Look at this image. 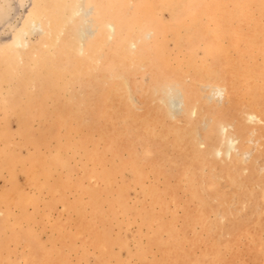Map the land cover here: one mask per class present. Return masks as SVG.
<instances>
[{
	"label": "rangeland",
	"instance_id": "374dc122",
	"mask_svg": "<svg viewBox=\"0 0 264 264\" xmlns=\"http://www.w3.org/2000/svg\"><path fill=\"white\" fill-rule=\"evenodd\" d=\"M172 1L0 0V264H264V0Z\"/></svg>",
	"mask_w": 264,
	"mask_h": 264
},
{
	"label": "bare ground",
	"instance_id": "6f19581e",
	"mask_svg": "<svg viewBox=\"0 0 264 264\" xmlns=\"http://www.w3.org/2000/svg\"><path fill=\"white\" fill-rule=\"evenodd\" d=\"M77 1H78V0H77ZM120 1H124V0H120ZM143 1H144V2H146V1H149V2H150V0H143ZM173 1H174V0H173ZM173 1H172V2H173ZM149 2H148L147 4H149ZM168 2H169V1H168ZM172 2H171V3H172ZM175 2H177V1H175ZM178 2H179V1H178ZM68 3H69V2H68ZM179 3H180V2H179ZM179 3H178V4L176 3V4L180 6ZM72 4H73V3H72ZM83 4H84V3H83ZM174 4H175V3H174ZM174 4H173V6H174ZM41 5H42V4H41ZM44 5H45V4H44ZM78 6H79V5H78ZM142 7H143V8H142ZM42 8H44V7H38V8L35 9L34 12L30 15V16H31L30 19L27 20V21H29L27 30L30 28V30L32 29V31H33V30H35V28H36V29L39 31L38 27H40V25L38 24V19H40L41 16L43 17V15L45 16L44 13L47 11V10H44L45 8H44V9H42ZM82 8H83V7H82ZM80 9H81V7H80L78 10H77V9H76V10L79 11ZM136 9H137V11H138V14H139V13L142 14L143 12H146V11L148 12L149 7L146 6V5H144L143 3H142V5H141V4H140V0H139L138 4H137V6H136ZM50 10H51V9H50ZM66 10H67V9H66ZM44 11H45V12H44ZM43 12H44V13H43ZM74 12H76V11H74ZM79 12H80V11H79ZM61 13H62V12H61ZM77 14H78V13H77ZM46 15H47V14H46ZM173 15H174V14H173ZM47 16H48V15H47ZM50 16H51V15H50ZM75 16H76V15H75ZM83 16H84V14H83ZM46 18H47V17H46ZM173 18H174V17H173ZM173 18H172V19H173ZM41 19H42V18H41ZM50 19H51V18H50ZM52 20H53V22H52V26L54 25L55 29H57V27H56V26H57V24H56V23H57V15H56V16H53V19H52ZM36 21H37V22H36ZM35 22H36L37 24H36ZM26 23H27V22H26ZM142 24H143V23H142ZM142 24H141V25H142ZM59 25H60V23H59ZM54 27H53V28H54ZM53 28H52V29H53ZM110 28H111V27H110ZM55 29H53V30H55ZM20 30H21V29H20ZM27 30H25V31H27ZM110 30H111V29H110ZM136 30H137V29H136ZM22 31H24L23 28H22ZM90 31H91V30H90ZM215 31H216V30H215ZM218 31H219V30H218ZM218 31H216V32H218ZM27 32H28V31H27ZM30 32H31V31H30ZM81 32H82V31H81ZM237 32H238V31H237ZM32 33H33V32H32ZM213 33H214V31H213ZM21 34H22V33H21ZM26 34H27V33H26ZM26 34H25V32H24V35H26ZM29 34H31V33H29ZM21 36H22V35H21ZM26 36H27V35H26ZM80 36H81V34H80ZM16 37H17V36H16ZM23 37H24V36H23ZM54 37H55V36L52 35L51 38H50V41H49L48 43L51 44V41L54 40ZM17 38H18V37H17ZM107 38H108V37H107ZM23 39H25V37H24ZM82 39H83V37L81 38V40H82ZM21 40H22V39H21ZM23 41H24V40H23ZM82 41H83V40H82ZM17 42H18V41H17ZM95 42H96V41H95ZM103 42H104V41H103ZM127 42H129V41H127ZM18 43H19V42H18ZM98 43H99V42H98ZM98 43H97V44H98ZM80 44H81V43H80ZM100 45H102V44H100ZM129 45H130V44H129ZM79 46H80V45H79ZM92 47H96V45H91L90 48H92ZM100 48H102V46H101ZM7 49H8V48H7ZM81 49H82V48H80V50H81ZM93 49L95 50V48H93ZM97 49H99V47H98ZM97 49H96V50H97ZM123 50H124V49H123ZM98 51H99V50H98ZM236 52H237V51H236ZM95 53H97V52H95ZM204 53H205V52H204ZM0 54H1V53H0ZM39 56H41V55H39ZM89 56H90V55H88V57H89ZM93 56H94V54H93ZM9 57H10V56H9ZM86 57H87V56H85V59H87ZM263 57H264V56H263ZM3 58H5V57H3ZM127 58H128V57H127ZM39 59H40V58H39ZM41 59H43V58H41ZM52 59H53V58H52ZM89 59H90V58H89ZM92 59H93V58H92ZM44 60H45V59H44ZM45 61H46V60H45ZM87 61H88V60H87ZM93 61H94V59H93ZM46 62H48V61H46ZM49 62H50V61H49ZM16 63H17V62H16ZM87 63H88V62H87ZM130 63H131V62H130ZM2 64H3V63H2ZM4 64H5V63H4ZM37 64H38V63H37ZM11 65H12V64H11ZM19 65H20V64H19ZM44 65H45V64H44ZM47 66H49V65H47ZM258 66H259V65H258ZM8 67H9L10 70H12V68H11L10 65H9ZM39 68H40V66H38V69H39ZM42 68H46V67H43V66H42ZM51 68H52V70L55 69V68H53V67H51ZM86 68H87V67H86ZM17 69H18V68H17ZM7 70H8V69H6V72H5V73H7ZM10 70H8V72H9ZM14 71H15V70H14ZM14 71H13V72H14ZM53 71H54V70H53ZM56 71H57V70H56ZM10 72H11V71H10ZM10 72H9V73H10ZM38 72H39V71H38ZM60 72H61V71H60ZM86 72H87V71H86ZM211 72H213V71H211ZM215 72L217 73V71H215ZM215 72H214V73H215ZM39 73H40V72H39ZM56 73H57V72H56ZM58 73H59V72H58ZM209 73H210V72H209ZM214 73H213V74H214ZM216 73H215V74H216ZM1 74H2V73H1ZM43 74H44V73H43ZM49 74H51V72H50ZM8 75H9V74H8ZM11 75H13L12 72H11L10 76H11ZM44 75H45V74H44ZM211 75H212V73H211ZM216 75H217V74H216ZM216 75H215V76H216ZM6 76H7V74H5V78H6ZM46 76L49 77V75H46ZM197 76H198V75H197ZM212 76H213V75H212ZM234 76H235V75H234ZM7 77H8V76H7ZM70 77H71V76H70ZM77 77H78V76H77ZM9 78H10V77H9ZM240 78H241V77H240ZM6 79H8V78H6ZM6 79H5V80H6ZM118 79H119V78H118ZM74 80H75V79H74ZM209 80H210V79H209ZM214 80H215V79H214ZM233 80H234V79H233ZM245 80H246V79H245ZM3 81H4V79H3ZM43 81H44V80H43ZM52 81H53V80H52ZM57 81H58V80H57ZM54 82L58 84V82H56L55 80H54ZM54 82H53V83H54ZM33 83H34V82H33ZM45 83H46V82H45ZM48 83H50V82L48 81ZM55 83H54L52 86L56 85ZM230 83H231V82H230ZM3 84H4V83H3ZM61 84H63V83H61ZM49 85H50V84H49ZM59 85H60V84H58L57 87H58ZM235 86H236V85H235ZM40 87H41V86H40ZM42 87H44V86H42ZM42 87H41V89H42ZM59 87H60V86H59ZM115 87H116V86H115ZM247 87H248V86H247ZM44 88H45V87H44ZM44 88H43V90H44ZM47 88H48V87H47ZM50 88L52 89V87H50ZM53 88H55V87H53ZM119 88H120V87H119ZM214 88H215V87H214ZM8 89H9V88H8ZM41 89H40V90H41ZM222 89H223V90H222ZM222 89H221V91H222V92H225V86L222 87ZM45 90H46V89H45ZM45 90H44V91H45ZM54 90H55V89H54ZM58 90H59V89H57V91H58ZM218 90H219V89H218ZM243 90H244V89H243ZM49 91H50V89H49ZM221 91H220V92H221ZM232 91H233V90H232ZM237 91H238V90H237ZM252 91H255V90L253 89ZM45 92H48V91L46 90ZM120 92H121V91H120ZM256 92H257V91H256ZM43 93H44V92H43ZM48 93H49V92H48ZM53 93H54V92H53ZM49 94H50V93H49ZM60 94H61V91H60ZM110 94H111V93H110ZM127 94H128V92H127ZM256 94H257V93H256ZM27 96H30V95L27 94ZM31 96H32V95H31ZM154 96H155V95H154ZM221 96H222V93H221ZM254 96H255V95H254ZM246 97H247V96H246ZM28 98H29V97H28ZM33 98H34V97H33ZM115 98H117V97H115ZM212 98H213V97H212ZM34 100H35V99H34ZM171 100H172V99H171ZM23 101H24V100H23ZM50 101H51V100H50ZM169 101H170V100H169ZM36 102H37V101H36ZM38 102H39V100H38ZM259 102H260V101H259ZM21 103H22V101H21ZM21 103H20V104H21ZM24 103H25V102H24ZM153 103H154V102H153ZM171 103H172V102H171ZM171 103L169 104L170 106H171V105H174V103H176V102H174V103H172V104H171ZM25 104H26V103H25ZM17 105H19V104H17ZM17 105H16V106H17ZM27 105H28V104H27ZM27 105H26V106H27ZM179 105H180V103H179ZM179 105H178V106H179ZM22 106H23V105H22ZM171 108H172V106H171ZM176 108H177V107L175 106V108H173V109H176ZM256 108H257V107H256ZM10 109H12V108H10ZM39 109H42V108L40 107ZM34 111H35V110H34ZM139 111H140V110H139ZM176 111H177V110H176ZM158 112H160V111H158ZM26 113H27V112H26ZM250 117H251V116H250ZM174 119H175V118H174ZM257 119H258V118H257ZM65 125H66V124H65ZM188 125H189V124H188ZM180 129H181V128H180ZM221 129H223V128H221ZM176 130H177V129H176ZM223 130H224V129H223ZM257 130H258V128H257ZM173 131H174V130H173ZM182 131H183V129H182ZM174 132H175V131H174ZM223 132H224V131H223ZM244 132H245V131H244ZM224 133H225V132H224ZM256 133H257V132H256ZM188 134H189V133H188ZM188 134H186V137H187ZM254 134H255V133H254ZM178 135H179V134H178ZM178 135H176V136H178ZM221 137H222V135H221ZM224 137H225V136H224ZM227 137H228V136H227ZM183 139H184V138H183ZM183 139H182V140H183ZM223 139H224V138H223ZM228 139H229V138H228ZM229 140H230V139H229ZM223 141H224V140H223ZM225 142H226V141H225ZM228 142H229V141H228ZM234 143H235V142H234ZM234 143H233V144H234ZM256 144H257V143H256ZM233 146H234V145H233ZM219 148H220V146H219ZM112 149H113V148H112ZM232 149H233V148H232ZM228 150H229V148H228ZM197 151H198V150H197ZM218 151H219V150H218ZM234 151H235V150H234ZM207 153H208V152H207ZM207 153H206V155H207ZM220 153H221V152H220ZM226 153H227V151H226ZM200 154H201V153H200ZM204 156H205V155H204ZM201 158H202V160L204 159V157L202 156V157H199V160H200ZM228 158H229V157H228ZM41 161H42V160H41ZM230 163H231V162H230ZM221 164H222V163H221ZM221 164H220V165H221ZM223 165H224V164H223ZM221 166H222V165H221ZM35 169H36V168H35ZM233 169H234V168H233ZM231 171H232V170H231ZM32 172H33V171H32ZM227 173H228V172H227ZM243 173H244V172H243ZM38 174H39V173H38ZM43 175H44V173H43ZM227 175H228V174H227ZM191 176H192V173H191ZM227 177H229V176H227ZM232 179H233V177H232ZM232 179H231V180H232ZM237 179H238V178H237ZM188 180H189V179H188ZM191 181H192V180H191ZM228 181H229V179H228ZM231 184H232V183H231ZM233 185H234V184H233ZM21 191H22V190H21ZM196 191H197V190H196ZM10 197H11V196H10ZM206 200H207V199H206ZM198 203H199V202H198ZM218 207H219V206H218ZM215 209H216V208H215ZM217 210H218V209H217ZM201 218H203V217H201ZM200 222H201V221H200ZM259 227H260V226H259ZM253 233H254V232H253ZM78 234H79V233H78ZM247 236H248V235H247ZM103 237H104V236H103ZM103 237H102V238H103ZM217 253H218V252H217ZM216 256H217V255H216Z\"/></svg>",
	"mask_w": 264,
	"mask_h": 264
}]
</instances>
